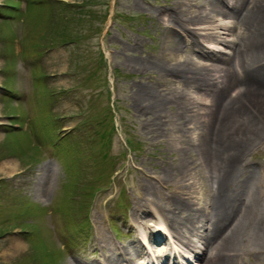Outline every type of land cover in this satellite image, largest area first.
<instances>
[{
    "label": "rangeland",
    "instance_id": "rangeland-1",
    "mask_svg": "<svg viewBox=\"0 0 264 264\" xmlns=\"http://www.w3.org/2000/svg\"><path fill=\"white\" fill-rule=\"evenodd\" d=\"M171 2L0 0V264L102 262V231L131 244L142 198L180 195L179 178L163 177L178 154L136 99ZM240 26L215 30L236 39ZM247 159L263 168L264 142ZM201 171L190 185L202 203Z\"/></svg>",
    "mask_w": 264,
    "mask_h": 264
},
{
    "label": "bare ground",
    "instance_id": "bare-ground-1",
    "mask_svg": "<svg viewBox=\"0 0 264 264\" xmlns=\"http://www.w3.org/2000/svg\"><path fill=\"white\" fill-rule=\"evenodd\" d=\"M158 11L162 46L144 62L153 78L137 85L136 99L152 115V131L169 137L178 154L163 177L179 178L173 192L180 195L142 198L129 224L131 244L102 231L94 245L104 261L75 257L69 264H264V167L246 160L264 142V0H172ZM241 24L236 39L215 30ZM185 45L189 52L178 61ZM192 170H203L202 203Z\"/></svg>",
    "mask_w": 264,
    "mask_h": 264
}]
</instances>
